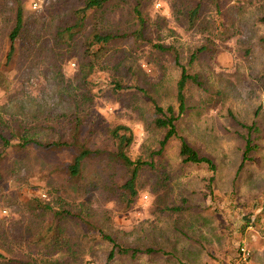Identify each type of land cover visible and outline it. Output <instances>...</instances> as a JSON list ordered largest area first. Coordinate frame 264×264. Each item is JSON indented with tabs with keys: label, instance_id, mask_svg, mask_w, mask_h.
Returning a JSON list of instances; mask_svg holds the SVG:
<instances>
[{
	"label": "rangeland",
	"instance_id": "374dc122",
	"mask_svg": "<svg viewBox=\"0 0 264 264\" xmlns=\"http://www.w3.org/2000/svg\"><path fill=\"white\" fill-rule=\"evenodd\" d=\"M19 1L27 37L24 34L15 40V51L9 58L18 3L0 0V113L10 117L18 110L27 112L31 122L34 117V122L50 123L58 129L48 136L51 131L40 133L39 138L69 140L72 127L66 116L79 110L73 88L81 57L78 51L68 53L67 49L61 50L63 59L53 57L51 36L56 24L65 21L83 0ZM137 2L144 24L132 16ZM116 4L118 11L112 20H122L126 27L129 19L127 31L142 29L145 40L131 37L120 41L116 45L121 54L118 59L126 58V66L121 71L94 70L90 84L77 90L79 94L87 92L85 104H80L85 107L82 115L99 116L107 123L99 125L93 135V143H97L90 144L105 148V127L124 123L134 132L130 156L151 161L164 130L151 124V98L129 86L140 82L146 87L147 81H160L152 93L162 105L177 108V83L185 66L189 73L200 76L204 88L191 81L187 84L188 109L177 121L178 132L201 155L212 158L216 170L183 162L180 141L174 137L161 156H153L155 167L140 171L138 193L134 203L128 204L119 195L129 172L113 164L107 154L86 161L84 180L77 187L66 169L72 150L30 146L19 153L20 149L13 147L2 162L0 218L19 210L17 200L63 194L72 204L85 200L93 208L88 229L99 241L92 242L93 254L86 256V264L232 263L240 240L248 245V238H252L248 229L241 232L245 216L253 212L264 221V0H206L202 20L191 30L173 13V8L189 5L187 0H116ZM100 21L92 14L87 25ZM148 38L169 45L171 50L158 52L146 42ZM204 45L208 50L198 53L190 63L192 54ZM119 81L128 87H117ZM253 122L263 128L257 140L259 149L251 152L252 158L239 171L245 145L243 124ZM18 158L20 163L15 166ZM101 229L120 246L140 251L135 256L118 251L113 242L101 238ZM249 232L259 235L251 241L255 248L250 264H264V234L257 227ZM26 246L14 247L8 255L28 260L35 247ZM147 248L154 251L147 253ZM0 251L6 254L4 249ZM17 261L9 264H20L21 260Z\"/></svg>",
	"mask_w": 264,
	"mask_h": 264
},
{
	"label": "trees",
	"instance_id": "16d2710c",
	"mask_svg": "<svg viewBox=\"0 0 264 264\" xmlns=\"http://www.w3.org/2000/svg\"><path fill=\"white\" fill-rule=\"evenodd\" d=\"M189 5L183 6L181 9H175L174 14L178 21H186L188 30L198 26V22L202 20L204 3L206 0H187ZM196 1L194 4L193 2ZM17 12L15 25L10 32L11 46L8 57L10 58L15 51V40L26 36V23L24 19L23 7L17 0ZM112 7V8H111ZM118 11L116 0H83V3L73 9L65 21L59 22L55 26L51 40H53L52 53L56 59H63L62 49H67L68 53L78 51L81 57L79 71L76 76L78 79L77 85L73 88L74 100L77 103V110L70 119L71 129L69 140L54 139V138H39L40 133L48 132L54 134L57 128L53 124H45L34 122L36 118L30 121L27 112H12L10 117L3 116L0 113V182L4 178L2 162L5 159V154L9 148L20 149L19 153L26 152L30 146L42 150H57L66 149L74 152L72 159L67 164V173L73 185L80 187L84 180L83 166L86 161L92 158H98L102 154H107L113 164L125 168L129 173L120 185L122 189L120 197H125L128 204L134 203V198L138 193V177L140 171L145 168H154L156 161L153 156H161L167 147L169 141L177 137L180 141L179 154L182 161L185 163L205 164L212 171L216 170L214 160L208 156L201 155L189 141L181 136L178 132L177 121L183 116L188 109L187 106V84L191 81L193 84L204 88V83L198 74H191L185 66H182L181 77L177 83V108L173 104L162 105L158 98L152 93L158 89L159 82L149 83L141 86L140 82H136L129 87H135L138 91L141 90L152 100L154 106V117L152 125L154 128L164 130V136L159 141V149L154 151L151 156V161L142 159H133L129 150L134 143V132L127 124H116L114 126H106L107 144L105 148H93L90 142L93 143V135L98 131L99 125H107L106 121L99 116L91 115L86 112L82 115L87 100V92L79 94L77 90H84L90 84V74L92 71L109 70L110 68L116 71H121L126 58L118 59L121 55L117 49L119 42L123 39L133 38L134 40H145L142 29L135 28L127 31L130 27L129 21L125 22L118 20L114 22L112 15ZM100 17V22L94 23V26L88 27L87 22L91 15ZM204 15V13H203ZM132 16L138 18L140 23L144 24L142 11L140 10V2H137L132 11ZM205 17V16H204ZM142 25V24H141ZM210 36L212 30L207 32ZM24 37V36H23ZM39 40V39H38ZM38 40H35L37 42ZM158 52L169 51L171 47L162 42H154L152 39H146ZM207 46L199 47L191 56L190 63H193L198 53L207 51ZM178 60V59H177ZM142 82V81H141ZM2 85V78L0 77ZM119 88L128 87L127 84L119 81L116 83ZM84 107V109H82ZM100 118V119H99ZM69 126V125H68ZM246 128V133L243 135L245 145L243 151V161L239 166V171L244 166L247 160L252 158L251 152L259 149L258 139L262 136L263 128L253 122L250 125L243 124ZM69 128H65L66 130ZM58 133V132H57ZM69 138V137H68ZM160 158V157H159ZM157 158V159H159ZM5 161V160H4ZM19 158L14 161V165L18 166ZM49 191V190H47ZM45 193V192H44ZM50 193V192H49ZM45 195V198H43ZM35 195L28 201L19 202V210L12 211L4 218H0V250L4 249L6 254L0 251V264L18 263L20 264H86V256H92L94 246L92 242H97L90 236L88 225L92 224L91 211L93 210L89 201H75L70 203L63 194L46 198V194ZM18 215V216H16ZM246 222L242 227L241 232L246 229L257 227L262 230L264 228L260 224L264 221L253 212L245 216ZM75 227L73 231L72 227ZM101 238L108 239L113 242L115 247H118L120 252H131L132 256L140 250H129L117 244L115 240L104 230H100ZM95 239V240H94ZM16 242V244L14 243ZM241 239L239 244H243ZM34 246L33 252L29 251L30 258L28 260L20 259L17 256H9L12 254L14 247L27 249L26 245ZM238 244V245H239ZM29 246V247H30ZM34 249V248H33ZM154 251L152 248H147L146 252ZM9 254V255H8ZM114 256V251L111 252L110 258ZM87 261V260H86ZM225 264L226 261H222ZM227 263V262H226ZM232 264V263H231Z\"/></svg>",
	"mask_w": 264,
	"mask_h": 264
},
{
	"label": "built area",
	"instance_id": "2783aa9c",
	"mask_svg": "<svg viewBox=\"0 0 264 264\" xmlns=\"http://www.w3.org/2000/svg\"><path fill=\"white\" fill-rule=\"evenodd\" d=\"M34 7L37 8L36 2H35ZM251 257H252L251 249L246 244V242H243V244H239L237 246L236 254L233 258L232 264H248L250 262ZM214 264H223V263L220 261H216ZM228 264H231V263H228Z\"/></svg>",
	"mask_w": 264,
	"mask_h": 264
},
{
	"label": "crops",
	"instance_id": "0c3cea01",
	"mask_svg": "<svg viewBox=\"0 0 264 264\" xmlns=\"http://www.w3.org/2000/svg\"><path fill=\"white\" fill-rule=\"evenodd\" d=\"M248 233L252 236V238H248V245L250 246L249 248L252 250V252H253V248H255V246H253V244H251V241L254 239V238H256V237H258V236H255V235H253L252 233H250L249 232V230H248ZM263 240H264V238H262ZM243 240V239H242ZM244 242H245V240H243ZM264 247V246H263ZM258 248L260 249V246H258ZM253 254V253H252ZM249 264H250V262H249Z\"/></svg>",
	"mask_w": 264,
	"mask_h": 264
}]
</instances>
